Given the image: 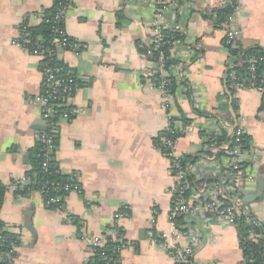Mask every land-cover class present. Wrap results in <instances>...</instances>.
Here are the masks:
<instances>
[{"label": "crops", "instance_id": "obj_1", "mask_svg": "<svg viewBox=\"0 0 264 264\" xmlns=\"http://www.w3.org/2000/svg\"><path fill=\"white\" fill-rule=\"evenodd\" d=\"M223 2L165 0L158 6L157 0H71L63 24L78 48L63 53L62 61L79 88L69 102L71 121L58 126L53 159L61 176H75L79 191L63 197L64 215L44 206L27 177L30 152L44 129L33 103L41 91V62L12 44L23 24L41 23L54 0H0V225L17 240L10 264H85L93 257L81 237L101 236L114 224L129 243L120 264H178L174 248L187 241L196 244L193 264L243 262L236 227L195 218L189 240L166 246L159 238L171 232L173 180L170 162L154 140L167 125L168 110L137 47L149 45L157 12L162 28L184 36L171 55L184 64L175 74L184 73L190 92H178L169 112L180 123L198 119L201 127L219 113L242 120L249 158L245 168L256 179V192L264 183L262 97L254 89L239 92L236 99L226 96L225 27L215 29L206 16ZM233 18L240 45L264 49V0H238ZM192 48L199 54L190 63ZM199 147L195 133L181 137L176 151L193 154ZM13 182L23 190L10 191ZM247 205L264 218V190L260 202ZM117 213L124 217L116 221ZM178 221L186 227L182 218Z\"/></svg>", "mask_w": 264, "mask_h": 264}, {"label": "built area", "instance_id": "obj_2", "mask_svg": "<svg viewBox=\"0 0 264 264\" xmlns=\"http://www.w3.org/2000/svg\"><path fill=\"white\" fill-rule=\"evenodd\" d=\"M164 1L157 0V3L160 4L158 6H161ZM70 6L71 0H66L65 4L58 5L56 13L47 20L53 36L49 48H44L39 41H30L26 31L27 24L21 26L19 36L12 44L38 58L40 62L55 58L62 60L59 49L65 53L73 52L78 48L77 43L68 37L62 26L64 16ZM157 13L159 14V12ZM157 13L151 27L150 38V45L154 46L155 49L165 44L164 28L156 21L159 17ZM234 26L235 21L231 17L225 27L224 43L232 48L238 47L239 44V33ZM182 44L183 42L179 40L167 43L171 47L170 52L180 48ZM144 57L150 65L149 78L157 72H162V55L156 64L149 61L150 52H147ZM249 64V71L253 74L255 61L250 60ZM41 75V91L34 97L33 103L44 123L45 129L39 133L37 143L42 147L41 170L47 172L50 166L54 165L53 155L56 149L58 126L60 123L71 121L73 113L68 109L70 107L69 102L79 86L77 79L68 67L66 69L45 64L41 70ZM178 78H184V73H179ZM157 88L162 93L164 108L168 110V122L162 132L165 136L159 139L160 147L156 146V148L169 160L173 180L172 206L168 214L171 232L159 235L160 240L166 246L167 243H171L169 241L176 243L180 239L189 240V229L180 231V228L183 227H179L176 219L178 215L182 216L186 228H191L188 225L190 221L200 218L206 224L213 222L228 227H237L238 222L243 220L246 225L262 230L264 218L258 217L253 209L242 202L239 197L241 190L250 194L254 192L256 186L255 177L248 173L245 168L249 158L245 147L246 131L242 125V120L237 119L234 122L224 114L219 113L220 115L209 119L208 127H206L207 125L201 127L198 119L188 123H180L169 112L170 105L173 104V96L168 94L165 83L161 82ZM228 89L232 92L230 95L233 99H236L237 94L245 89L256 90L261 95L262 100L264 99V88L255 86L252 79L250 84L245 86L243 82H238L233 75H230ZM195 133L198 134V142L200 143L198 152L193 154L177 152V141L181 137L192 136ZM200 133L203 134V137L200 136ZM9 190L17 192L23 189L20 182H13ZM36 191L42 196L44 206L47 209L64 214L63 197L71 192L79 191V187L75 176L70 175L64 182L59 183H51L44 178ZM123 217V214L117 213L115 220H120ZM65 219L71 224L72 218L70 216H66ZM255 238H259V235H255ZM81 239L90 247L92 257L100 256L103 264H120V253L129 245L122 235L121 228L116 224L112 225L101 236L81 237ZM107 242L114 244L113 257H107L103 253L97 252V249L102 248ZM187 242L181 248H174V257L178 264H193L192 256L196 244ZM3 243L7 245L6 256L8 262L11 263L15 256L17 240L14 237L4 239L0 228V246ZM85 264H91V261Z\"/></svg>", "mask_w": 264, "mask_h": 264}, {"label": "trees", "instance_id": "obj_3", "mask_svg": "<svg viewBox=\"0 0 264 264\" xmlns=\"http://www.w3.org/2000/svg\"><path fill=\"white\" fill-rule=\"evenodd\" d=\"M65 3L66 0H54L52 8L43 11L41 23L36 27L26 28L30 41H39V43L44 48H49L51 46V40L53 36L50 32V24L47 23V20H49L56 13L58 5H63ZM237 6L238 0H224L220 7L210 10L206 13V16L212 22L213 27L215 29H223L228 25L229 18L234 17ZM62 26L64 27V24H62ZM163 35L165 37V44L164 46L158 49H155L154 46L150 45V43L144 48L140 44H137L138 50L142 55H145L147 52L151 53V57L148 59L153 64H156L158 62V59L161 55L163 56L162 72H157L153 74L150 79L155 85H159L161 82H164L168 94L173 97L177 96L178 92L181 94L188 95L190 91L187 88L185 78L179 79V75L175 74V68L183 63H181L179 59H176L171 55V47L167 45L168 42H172L173 40H179L183 42L184 36L180 33H177L176 31L169 29H164ZM223 46L228 54V66L224 79L226 96L230 98V94L232 93L228 89L230 75H233V77L238 82H243L245 86H248L252 79L253 84L255 86L264 88V49L260 47H252L245 49L240 45V43L238 44V47L232 48L226 46L224 41ZM191 51L193 58L191 57L190 63L194 61L195 56L199 54V51H197L195 48H192ZM250 60L255 61V71L253 72V74H251L249 71ZM45 64L51 67L54 66L67 69V66L64 64V62L62 60H57V58L52 59L50 61L41 62L40 70H42ZM183 65H181L182 70ZM182 89H184V91ZM229 105L234 109V105L232 102H229ZM261 107L262 109H264V99L261 101ZM182 122L188 123L189 121L183 118ZM159 136L160 137L154 140V144L157 147H160L159 139L162 136H165V134H162L161 132ZM200 136L203 137V134L200 133ZM245 147L248 148L247 141H245ZM41 148V145L37 143L35 148L32 149V151L30 152L31 167L29 172L27 173V177L30 179V182L32 184V190H36V188L44 178L51 183L64 182L67 178L61 176L57 169H55L54 165L50 166L47 172H43L41 170ZM3 193L4 188L0 185V205ZM0 228L2 231V237L4 239L7 240L13 237L4 232L1 225ZM236 230L238 233L240 246L243 252V262L241 264H264V228L262 230L252 228L246 225L243 220H240L238 222ZM255 235H259V238H254V240H250V236L255 237ZM14 239L16 238L14 237ZM113 247V243L107 242L102 248L97 249V252L103 253L107 257H113ZM6 253L7 245L3 243L0 246V264H10L7 260ZM91 264H103V262L100 256L97 255L95 256V258L92 259Z\"/></svg>", "mask_w": 264, "mask_h": 264}, {"label": "water", "instance_id": "obj_4", "mask_svg": "<svg viewBox=\"0 0 264 264\" xmlns=\"http://www.w3.org/2000/svg\"><path fill=\"white\" fill-rule=\"evenodd\" d=\"M234 27H235L236 30H238L236 25ZM59 53L63 54L61 49H59ZM263 190H264V183L263 182H259V184H258V186L256 188V192L249 194V193H246L245 191L241 190L240 194H239V197L242 200V202H244L245 204L257 203V202H260V200L262 198ZM180 218H182V216L178 215L176 219H180ZM188 225H191V221L188 223ZM187 229L188 228H186V227L180 228V231H185Z\"/></svg>", "mask_w": 264, "mask_h": 264}]
</instances>
